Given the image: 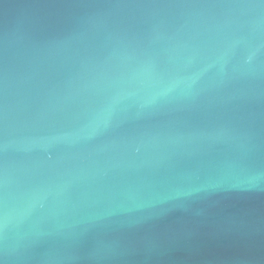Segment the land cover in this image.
Here are the masks:
<instances>
[{
    "label": "water",
    "instance_id": "95a60500",
    "mask_svg": "<svg viewBox=\"0 0 264 264\" xmlns=\"http://www.w3.org/2000/svg\"><path fill=\"white\" fill-rule=\"evenodd\" d=\"M0 264H264V0H0Z\"/></svg>",
    "mask_w": 264,
    "mask_h": 264
}]
</instances>
